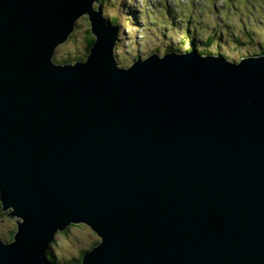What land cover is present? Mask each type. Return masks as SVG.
<instances>
[{
  "label": "water",
  "instance_id": "obj_1",
  "mask_svg": "<svg viewBox=\"0 0 264 264\" xmlns=\"http://www.w3.org/2000/svg\"><path fill=\"white\" fill-rule=\"evenodd\" d=\"M90 3L0 0V190L26 219L0 264H49L69 220L103 241L81 264H264V59L118 71ZM83 12L88 62L51 66Z\"/></svg>",
  "mask_w": 264,
  "mask_h": 264
},
{
  "label": "clouds",
  "instance_id": "obj_2",
  "mask_svg": "<svg viewBox=\"0 0 264 264\" xmlns=\"http://www.w3.org/2000/svg\"><path fill=\"white\" fill-rule=\"evenodd\" d=\"M220 2L221 0H217V7H219ZM125 5L127 8H121V0H91L90 3L92 12L98 13L106 26L113 27L112 21L119 17L123 32H126L129 36V39H125L122 32L116 28L115 40L111 47V56L114 66L118 71H128L133 68L132 65L137 56V44L131 39L134 33L139 32V35L142 37L139 48L142 58L145 56L143 37L145 36L146 31L151 29L152 32L156 33L157 37H160V33L156 31V27H151V25H156L162 30L167 28L168 31L166 34L170 38L175 49L173 52H168L167 45L169 41H163V43L157 41L156 47L159 48V51H155L151 54V58L154 57L159 61L165 60V58L170 55L181 58L195 53L200 60H222L228 65L239 67L242 64L241 61L245 62L250 59H264V52H261L256 48H252L251 50H245L244 48L237 49V46L232 44L230 40L228 41V44L231 46V50L228 46L221 44L220 55H217V41L214 39L211 40L210 44L196 43L194 49L190 45L188 39H184L182 44L179 42L181 37L184 36V29L189 27L187 23L189 17H191L193 21L191 27L195 29L197 41H207L208 38L212 36L213 29H216L218 26L216 20L217 16H220L226 23L235 24L237 29L239 28V13L232 11L231 15H229L228 11L225 10L214 12L212 0H167V6L170 7L175 14V25L166 11L165 0H125ZM226 7L227 9H231L232 5L228 4ZM237 7L243 11L244 5L237 4ZM129 8L137 13L139 22L143 25L144 30L138 29L135 23L129 22L132 17L127 11ZM249 12H251V7L249 8ZM88 14V12L81 13L74 20L73 25L78 22L81 17H86ZM245 15L248 16V13H245ZM257 19L260 21V25L256 24ZM245 26H248L250 30L256 31L264 37V0H261L260 6L256 9L255 15L248 16V19L245 20ZM237 34L239 33L237 32ZM225 39H228L226 32ZM121 40L126 46L128 55H125L123 51H121L119 44V41ZM160 40H163V38L160 37ZM261 44H264V39H261ZM67 46L68 45H62L61 42L54 46L49 57V64L51 66L57 68L65 67L63 63L59 62V53L62 48ZM114 51L121 53L119 57L120 62H117V59L113 57ZM54 52L57 53L56 56L53 55ZM81 53V62L76 63L73 61L68 67L74 68L78 64L84 65L88 62L91 54L89 55V53L84 52L83 49H81ZM148 60L149 59H147V61ZM136 64L137 63H135V65ZM0 203L4 205L6 212H12V210L15 209L13 220L18 221L20 231V226L26 223V219L24 216L17 213L16 205L8 201L2 190H0ZM73 221L76 220H69L62 227H56L52 230L50 239L47 241V245L43 252L44 258L49 264H72L74 258H80L82 251H87L92 247L96 249L102 245L103 241H100L101 235L95 236L93 233L91 234L93 237L92 240H89L81 234L79 226L72 223ZM212 221L219 226L220 221L217 217H212ZM13 232H15V223H13ZM18 234H15L14 238L11 235L0 236V246L7 247L16 244V237ZM50 257L51 261L49 259Z\"/></svg>",
  "mask_w": 264,
  "mask_h": 264
},
{
  "label": "rangeland",
  "instance_id": "obj_3",
  "mask_svg": "<svg viewBox=\"0 0 264 264\" xmlns=\"http://www.w3.org/2000/svg\"><path fill=\"white\" fill-rule=\"evenodd\" d=\"M261 0H221L219 7H217V0H212L213 4V11L219 12L221 10L228 11L229 15H231L232 11H235L239 13L240 15V21H239V28L237 29V26L235 24H228L226 23L220 16L216 17V20L218 22V26L216 29H213V34L211 37L208 38L207 41H197L196 40V32L195 29L191 27L193 24V21L191 17H189L188 25L189 27L184 29V36L181 37V40L179 41L181 44L184 42V39H188L190 45L192 46L191 42L197 41V43L207 44L209 41L211 43V40L217 41V55L221 54L220 51V45L224 44L225 46H228L231 50V46L228 44V41L230 40L232 44H235L237 46V49L244 48L245 50H251L252 48H256L260 50L261 52H264V44H261V39H264V37L261 36V34H258L256 31L250 30L248 26H245V20L248 19V16H254L256 13V9L260 6ZM231 4L232 8L227 9V5ZM237 4H243L244 8L243 11L239 7H237ZM166 5V11L168 12L169 18L172 20L173 24H176L175 21V14L173 10L167 6V0H165ZM127 6L125 5V0H121V8H124ZM155 7V6H153ZM251 7V12H249V8ZM129 14L132 15L130 19V23H135L137 28L140 30L143 29V25L139 22V17L137 16V13L132 9H127ZM245 13H248V16L245 15ZM117 23H112L114 25H117L124 35L125 39H129V36L126 32H123L122 25L120 23V18H115ZM256 24L260 25V21L257 19ZM151 27H156V31L160 33V37L163 38V40H160V37L156 36L155 32H152L151 29L146 31L144 39V47H145V56L143 58H146L153 54L155 51H159V48L156 47V42L159 41L160 43H163V41H169L167 45V51H175L170 38L167 36L168 29H160L156 25H151ZM225 32L227 33L228 39H225ZM237 32L239 34H237ZM94 37L91 33V25L87 17H82L77 24V28L69 41H67L63 45H68L67 47L62 48V50L59 53L60 61L61 63H72L73 61H81L80 57L82 55L81 49L84 50V52L89 53V38ZM136 44H137V56L135 59L140 56L139 48H140V42L142 37L139 35V32L134 33L131 37ZM121 51L125 55H128L126 51V46L124 45L123 41H119ZM151 46V47H150ZM195 47V46H192ZM194 49V48H193ZM219 52V53H218ZM120 52H116L117 61H119ZM57 53H55V56ZM8 212H4L0 209V236H6L11 235L12 237L17 231V224L16 221L13 219H10L7 216ZM13 223H15V232H13ZM79 231L82 235H84L87 239L92 240V235L95 234V236H98L89 226L85 224H79ZM101 241V239H100ZM93 248V247H92ZM92 248H89L87 251L91 250ZM85 251H82V253ZM82 256V254H81ZM80 256V258H81ZM79 259L74 258L72 261V264H78Z\"/></svg>",
  "mask_w": 264,
  "mask_h": 264
},
{
  "label": "trees",
  "instance_id": "obj_4",
  "mask_svg": "<svg viewBox=\"0 0 264 264\" xmlns=\"http://www.w3.org/2000/svg\"><path fill=\"white\" fill-rule=\"evenodd\" d=\"M113 22H114V23H117V21H116L115 19L113 20ZM94 42H95V38L90 36V38H89V43H90V44H89V49H88V51L90 50V48L92 47V45L94 44ZM196 43H197V41H193V42H191L192 46H195ZM207 44H210V42L208 41ZM193 48H194V47H193ZM218 53H219V52H218ZM0 209L2 210V205H1V203H0ZM2 211H3V210H2ZM86 252H88V251H85V252L82 253V256H81V258H80L78 264H81L82 259H83V256H84V254H85ZM50 259H51V257H50Z\"/></svg>",
  "mask_w": 264,
  "mask_h": 264
},
{
  "label": "bare ground",
  "instance_id": "obj_5",
  "mask_svg": "<svg viewBox=\"0 0 264 264\" xmlns=\"http://www.w3.org/2000/svg\"><path fill=\"white\" fill-rule=\"evenodd\" d=\"M88 226V225H87ZM101 239V238H100ZM51 260V259H50Z\"/></svg>",
  "mask_w": 264,
  "mask_h": 264
}]
</instances>
